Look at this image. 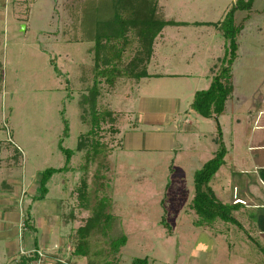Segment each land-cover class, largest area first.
<instances>
[{
    "label": "rangeland",
    "instance_id": "obj_1",
    "mask_svg": "<svg viewBox=\"0 0 264 264\" xmlns=\"http://www.w3.org/2000/svg\"><path fill=\"white\" fill-rule=\"evenodd\" d=\"M34 1L28 2V5L33 3L30 18L25 20L28 29L26 32L16 29L26 36L16 44L8 38L2 40L7 64L0 70V151L5 150L3 156L0 153V180L6 177L7 162L12 166L14 177L27 179L31 186L35 184L33 187L36 186L39 194L41 173L47 168L65 165L66 156L59 142L63 137V118L68 120L70 132L62 145L75 151L69 170L52 176L46 199L36 202L35 217L31 218V225L38 227L40 241L49 251L43 250L49 259L71 264H132L136 258H147V264H264L261 250L264 239L257 233L258 219L252 218L251 235L260 247L249 239L248 232L232 223L217 220L212 225L196 226V216L188 210L194 196V173L212 154L210 133L206 138L190 135L186 150H173L169 148L171 132L163 129L170 124L171 117L167 115L162 117L165 124L160 125V142L148 150L139 148L144 142L143 133L151 129L134 127L131 116L123 113L125 108L135 109V100H125V97L136 80L126 75L118 76L111 84L104 76L97 77L98 124L93 123L90 92L97 73L95 46L91 33H86L87 27L80 20L84 11L101 9L102 5L106 8L104 4L111 0ZM235 1L158 0L159 17L221 22L218 28L207 25L172 29L170 35L174 38L171 40L177 57L170 56L171 65L178 62L179 67H169L170 70L195 75L204 71L203 53L198 54L202 48L196 49L197 46L203 50L205 46L210 48L214 55L224 53L223 21ZM24 4L27 6L26 1ZM247 14V11L236 12V21L243 29L238 36V56L233 64L243 94L253 80L261 78L259 68L264 67V0H255ZM25 25L21 24L22 29ZM130 38L131 43L122 51L119 64L122 69L137 48L135 35L131 33ZM182 53L185 55L181 58ZM189 64L195 68L181 67ZM55 66L62 75L55 72ZM110 67L100 62V69ZM197 78L191 81L192 89H204V79ZM141 87L158 93L175 90L180 97L191 91L182 80L158 84L144 81ZM186 109L183 107L175 118L179 128L187 116L183 112ZM106 112H111V116ZM189 118L195 125L197 120L202 123L211 120L214 129L211 133L217 134L215 119H205L193 112ZM221 120L226 122L225 118ZM92 129L94 133L89 134ZM81 140L82 149L78 150ZM228 140L230 136L225 135L224 141ZM178 141L179 136L174 139V148ZM94 146L98 150L96 154ZM217 179L218 176L212 178L211 186L223 201L231 200L234 187L236 191L242 190V182L234 185L232 179L225 177L224 190L219 192ZM12 187L14 203L18 206L22 204L18 184ZM5 191L0 181V197ZM21 212L20 228H25L24 219L30 211L24 204ZM107 217L110 219L106 220ZM237 218L249 225L243 213ZM89 219L94 224L88 236L89 254L74 256L78 228ZM3 221L0 217L1 224ZM26 232L30 230L27 228ZM122 235L127 238L126 244L115 252L112 242ZM5 264H12L11 260Z\"/></svg>",
    "mask_w": 264,
    "mask_h": 264
},
{
    "label": "crops",
    "instance_id": "obj_2",
    "mask_svg": "<svg viewBox=\"0 0 264 264\" xmlns=\"http://www.w3.org/2000/svg\"><path fill=\"white\" fill-rule=\"evenodd\" d=\"M24 1L27 2V6L24 4ZM31 1L34 0H0V70L7 64V53L6 50H2V40L8 38L13 41V44H16L20 42L19 39H21V37L26 36V33H17L16 29L17 31H25L28 29V21L26 22L25 20H29L30 18L29 13L33 3L28 5V2ZM25 7L29 10L28 12L24 10L26 9ZM165 19L184 21L168 18ZM185 22H188L189 24L165 26L161 33L156 37L153 44V53L147 66L149 76L143 77L138 81L136 80L133 87L129 86L130 90H128V95L125 97V100H135V109L125 108L123 113H125L126 116H131L129 119H132L135 123L134 127L136 126L138 128L139 126H149L151 129L143 133L144 142L139 146V148L148 150L150 148H154V146L151 145H156L160 142L159 138L161 134L159 132L162 130L160 125L165 124V119H162V117H167L168 115L171 117L170 124L163 127V129L169 130L172 135L169 148H173V150H186L189 147L187 137L190 138V135L197 136L199 134L204 138L210 136L213 144V148L211 149L212 154L209 156L210 159L214 156L215 151L218 148V144L215 140L217 134L212 135L211 133L212 130H214L211 120H205L209 121L207 123H202V121L197 120L198 125H195L189 118L192 112L195 113V115L198 114L190 108V104L195 92L202 90L197 87L192 89L191 81L195 80V77H198L197 80L204 79V89H207L211 83V68L217 63L218 58L222 57L224 53L222 55H214L210 48L205 46L203 50L202 46H197L195 47L196 49L202 48L198 54L203 53L204 62L202 63L204 71L202 70L201 72H196L197 74L195 75L193 72L180 71L179 69L170 70L169 67H179L178 62L175 65H171L170 56H172V58L176 56L173 49L174 44H172L171 40L174 38L170 35L171 30L188 26H207L195 25L193 23L210 21L196 20ZM21 24H26L25 29H22ZM184 55L185 53H182L181 58ZM185 66L195 68L194 64L183 65L181 67ZM259 69L261 72V78L253 80V83H250V85L246 87L243 94L241 92L242 89H240V86L242 85L239 80L235 78L236 71L234 70V67L232 68L233 92L226 101L224 113L218 117V122L220 123L223 132V139L225 135L230 136V140H228V142L224 141L227 148L225 163L214 175L215 177L218 176L217 180L219 183V192L224 190L223 179H225V177L232 179L234 185L242 182V190L237 188L236 191V188L234 187L232 198L228 202L223 201L221 196L216 193L213 187L212 188L215 191L216 196L222 202L242 203V206L234 212L235 216H240L242 213L245 215L249 225L247 226L243 223V227L250 236H252L251 234L253 233L251 227L254 224V220L252 218L255 217V220L258 219L260 228L257 233L261 239H264V67ZM166 80H182L184 85H189L191 91L185 95L187 97L182 95V98L179 94H176L177 91L175 90H172V92L164 91V93H158V91L147 92L141 89V84L144 81L149 82L150 84H158L163 83ZM133 90H135L136 93H133ZM243 101L244 103L241 105ZM184 102L185 106H183ZM183 107H187L186 110H183L187 116L182 122L181 128H179L175 118L178 114L182 113ZM204 118L212 119L206 117ZM223 118H225L226 122H222L221 119ZM214 119L215 118L212 120L214 121ZM154 129L158 130V132ZM207 133H210L211 135L208 136ZM178 136L180 137V141L176 143V147L174 148V139L178 138ZM153 139H155L154 142H152ZM160 147L163 146L161 145ZM4 151L5 150L0 151L1 156H3ZM9 151V149L6 150L8 155L10 154ZM7 156L5 157L6 159L9 158ZM5 166L7 171V174L5 175L6 177L4 180H0L6 187V191L2 193L0 197V217L4 220L2 224L0 222V240H2L1 242L3 243V246L0 247V264H5L9 260H11L12 264H15L20 256V250L22 248L26 247L31 249L37 247L41 250L47 251V247L40 241L41 233L38 235V227L37 232L31 230L30 232H26L27 228H20L21 221L23 219V213L21 212L22 205L25 204L28 208V211H30L28 214H30L31 218L35 217V210L33 209L37 207L36 202L40 201L34 199V197L38 195L36 194V186L35 188L33 187L35 184L31 186L32 183L30 184V181H27V179L19 180L15 178L11 169L12 166H10L7 162L5 163ZM0 176H2V173H0ZM14 184H18L17 193L21 194L20 201L22 204H19L18 206L14 203L12 196V186H14ZM35 240H37V244L35 243ZM53 262L51 261L50 264H54Z\"/></svg>",
    "mask_w": 264,
    "mask_h": 264
},
{
    "label": "trees",
    "instance_id": "obj_3",
    "mask_svg": "<svg viewBox=\"0 0 264 264\" xmlns=\"http://www.w3.org/2000/svg\"><path fill=\"white\" fill-rule=\"evenodd\" d=\"M255 0H236L233 6L225 14L222 34L225 40L224 54L218 58L217 63L211 68V83L207 89L195 92L190 108L199 115L206 118H215L224 113L226 101L233 92L232 68L234 61L238 55V36L243 29V25L237 23L236 12L247 11L248 16L253 8ZM101 6V9L94 8L91 12L84 11L83 21L87 29L86 33L93 37L95 46V68L96 75L94 85L90 92L92 102V120L98 124L96 112V98L98 95L97 77L102 75L106 81L111 84L118 76L126 75L129 78L140 80L149 76L147 66L153 53V44L156 37L161 33L162 29L167 25H188L185 21L166 20L157 15L158 0H111ZM91 6V4H90ZM79 22V21H78ZM75 25H77V23ZM221 22H194L195 25H208L219 27ZM134 34L137 38V48L131 61L122 69L119 64L122 60V51L130 44V35ZM100 62L104 65H112L108 69H100ZM122 67V66H121ZM100 69V70H99ZM55 72L62 75L59 68L55 66ZM111 116V112H106ZM64 130L63 137L59 142V148L66 156L65 165L59 168L45 169L39 179V194L34 197L35 200H44L49 192L48 183L55 173L65 172L69 170V163L74 150L65 148L62 144L64 138L69 136V123L63 118ZM94 130H90L89 134H93ZM216 143L218 148L212 158L206 161L203 166L194 173V196L188 205V210L192 211L196 216V226H208L217 220L236 225L240 230L247 232L240 220L235 216L234 212L242 206V203H224L215 194L211 186V180L220 167L225 163L227 148L223 139V132L219 122L217 123ZM83 141L81 140L78 150L82 149ZM94 146V154L98 150ZM84 188L86 183H83ZM99 217V216H98ZM97 217V218H98ZM96 218V219H97ZM100 218H98L99 220ZM107 217L106 220H109ZM167 226H169L166 223ZM24 227L31 231L37 232V228L31 225V216L27 215L24 219ZM94 228L93 222L89 219L86 225L78 228L77 233L79 239L73 250L74 256L85 257L89 254L88 236ZM249 239L260 245L255 239L247 233ZM127 238L122 235L112 242V247L117 252L120 246L126 244ZM37 244V240H35ZM36 250L39 248L35 247ZM264 252V248H261ZM30 257L21 255L15 264H28ZM55 264H71L68 261L56 259ZM147 258H136L132 264H147Z\"/></svg>",
    "mask_w": 264,
    "mask_h": 264
},
{
    "label": "built area",
    "instance_id": "obj_4",
    "mask_svg": "<svg viewBox=\"0 0 264 264\" xmlns=\"http://www.w3.org/2000/svg\"><path fill=\"white\" fill-rule=\"evenodd\" d=\"M20 254L31 258L28 264H50L51 263V260L49 259L47 254L41 249L36 250L35 248H32V249L22 248L20 250Z\"/></svg>",
    "mask_w": 264,
    "mask_h": 264
}]
</instances>
